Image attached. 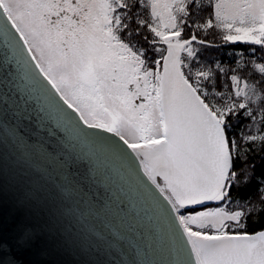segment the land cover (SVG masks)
<instances>
[{"label": "snow or ice", "instance_id": "obj_1", "mask_svg": "<svg viewBox=\"0 0 264 264\" xmlns=\"http://www.w3.org/2000/svg\"><path fill=\"white\" fill-rule=\"evenodd\" d=\"M0 264H264V0H0Z\"/></svg>", "mask_w": 264, "mask_h": 264}]
</instances>
